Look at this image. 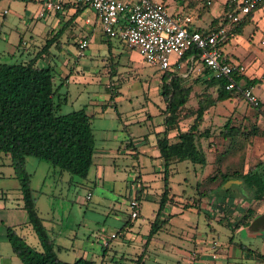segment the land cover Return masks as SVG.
I'll use <instances>...</instances> for the list:
<instances>
[{"label":"rangeland","instance_id":"1","mask_svg":"<svg viewBox=\"0 0 264 264\" xmlns=\"http://www.w3.org/2000/svg\"><path fill=\"white\" fill-rule=\"evenodd\" d=\"M22 1L18 5L11 3L9 10L5 7L6 12L3 11L5 5H1L0 22L4 21V18L7 21L2 27L0 24V61H25L34 55L32 51L37 50L38 46L41 47L50 40L49 50L47 54H44L47 58L42 56L37 58V64L39 66H51L55 75V83H62L60 92L66 94V101L61 106L60 113L85 107L87 112L93 114L91 122L95 135V149L103 148L106 150L102 156L95 154L86 178L71 176L72 181H64L67 176H59L58 172L52 170L50 163L42 161L47 168V171H44L46 172V187L53 189L57 185L62 188L59 202L62 209L65 206L63 210L69 211L70 219L82 215L85 209L87 224L91 226L92 230L91 242L94 254L90 256L93 259L97 260L99 256L105 254L103 248L106 244H108L106 253L108 257L106 258H110L114 254L118 258L121 253L128 255V253L133 252L134 250L129 244L130 240L134 242L135 250L139 251L142 243L147 239L148 221L153 217L152 210L157 207L156 194L159 195L160 191V187H157L161 180L158 177L160 172H147V170L152 163L155 170L163 168V162L160 165L155 161V158L151 157L156 147V145L153 146L155 143L153 135L157 131L156 128L162 125L164 127L162 123L165 115L160 113V111L163 112L162 108L165 105L160 95L162 71L147 64L142 60L137 50L119 39H109L108 49L107 44L100 40L105 39L106 35L101 32L100 23L93 20L91 9H86L81 18L71 19V12L62 13L58 11L54 12L53 24L48 16L39 19L31 18L27 22L29 24L26 25L14 14L15 11H20L21 6V12L24 11L23 6L27 2ZM156 1H162L169 13L174 14L176 10H183L191 15L195 21L202 22V24L219 15L223 3V0H212L207 6L202 0ZM199 6L202 7L201 16L197 15V7ZM62 10L66 11L67 9ZM87 17L90 18L89 23L91 24L89 25L85 24ZM56 19H58L57 22ZM251 27L252 25L246 24L243 28V34L246 35ZM34 28H40V31L32 37L31 32ZM85 34L90 35V41L88 46L83 49L82 54L79 55L73 40L76 42L80 36ZM258 36L259 31L253 34V41L249 43L248 50L244 49L246 59L243 61L241 58V60L244 62V66H247L246 72L252 75V78L256 76L261 78L258 83L252 86L261 106L260 108L252 107L246 100L237 97L231 101L218 102L211 108L213 110L208 112L203 122V127H208L211 134L207 139H200V143L205 146L209 160L212 159L213 168L218 165L216 160L218 153L227 147L228 140L219 137L218 131L229 117L231 123L238 125L240 129L247 132L251 131L252 125L255 124L258 127V132L256 135H249L247 140L241 138L242 145H237L225 156L226 158L220 163L221 169H240L239 167L242 165L243 170L246 171L250 166L264 159V48L260 44L259 38L257 39ZM20 37L24 38L30 46L28 52L22 55H8L3 49L4 43H11L18 47ZM54 37L55 39H53ZM67 40L70 42L68 43ZM229 47L230 44L225 43L223 48L229 50ZM238 50L243 52L241 48ZM63 60H69V63L74 65V68L71 67L72 73H69L71 71L69 65L62 66ZM198 66V63L192 64L194 70H191L185 81L186 84H193V92L180 113V127H186L192 121V116H187L185 112L196 107V94L203 89L202 84L192 81L198 75L207 76L203 72L205 67L196 70ZM66 74L70 77L67 82L63 83L64 78L62 77ZM210 91L212 95H216L215 91L212 89ZM125 125L135 136L137 143L143 139V135H146V138L149 137L148 141L139 145L135 151L124 148L125 137H127ZM208 139L211 140L210 143ZM134 152L138 153L137 157ZM186 163L176 165L173 168L174 171L180 169L181 172L186 173L193 186L196 181L202 178L201 181L203 182L205 177H202L201 174L204 170H201L199 165ZM140 173L142 178L152 185L144 188L140 195V215L133 219L135 226L131 230L123 229L120 231L123 223L129 218L128 201L134 194L135 176ZM65 175L70 176L68 172H65ZM178 176L177 178L174 177L175 180L171 179L170 181L173 191L180 192L182 189L188 188V193L194 194V188H190L189 185L188 187L184 184L179 186L178 183H175L176 180L180 179ZM36 184L37 178L35 177L33 185ZM232 185L233 183L229 186ZM235 192L237 193L235 195L236 200L229 202L226 207L233 221L238 220L248 206L246 198L242 196L239 190ZM87 193H90L88 198L85 197ZM78 196L79 198L80 196L83 197L84 203L78 202ZM253 206L260 211L264 210V202L253 203ZM40 210L45 218L50 217L48 209H44L41 205ZM205 213L204 210L198 211L196 208H190L172 215L166 228L159 230L157 235L159 240L155 238L156 241L154 239L149 241L145 253L146 264H186L175 253L174 247L187 245L186 240L182 238L185 236L183 235L184 232L202 235L209 231L210 225L215 228L214 236L218 244L217 257L214 260L204 258L203 262L199 264H258L255 263L254 257L250 256L249 252H246L242 258L236 256L226 258L227 248L225 244L227 245L230 236H233L234 241L264 253V228L262 227L264 222L256 226L259 231H254L255 234H252L250 232L252 229L248 228L232 231L231 228L215 218L211 217L209 220ZM250 228L254 227L251 226ZM27 232L26 237H24L26 242L38 249L39 243L34 232L30 227ZM112 234L115 236H111ZM160 248H164L165 252H162ZM127 262L130 260L128 259Z\"/></svg>","mask_w":264,"mask_h":264},{"label":"trees","instance_id":"2","mask_svg":"<svg viewBox=\"0 0 264 264\" xmlns=\"http://www.w3.org/2000/svg\"><path fill=\"white\" fill-rule=\"evenodd\" d=\"M62 8H74L71 19L90 9L86 4L70 0H63ZM227 10L228 7L225 5L224 13ZM224 13L221 19H215L210 27L217 26L219 22L226 26L228 18ZM94 17L97 21L95 14ZM242 21L236 24L231 22V27L226 28L224 38L217 42L219 47L234 28L242 24ZM109 39L111 38L106 36L104 41L109 44ZM50 43V40L47 41L39 51L25 61H0V152L10 157V164L19 184L23 207L27 213V222L35 233L40 248L37 249L28 244L24 237L11 226H7V237L13 252L20 258L22 264H101L91 258L78 257L73 261H65L57 256L55 243L36 207L35 196L30 185L31 175L26 168V158L31 156L50 163L60 172L65 171L71 176L86 178L93 164L95 149V135L91 122L93 114L87 113L85 107L60 113L61 106L66 101V94L60 92L62 83H55L51 66L37 65V58L46 52ZM191 51L184 53L179 59L180 62L187 61L188 66L185 70L181 71L177 65L160 69L162 71L160 95L165 104L163 109L165 117L164 130L157 134L156 145L163 160V186L158 206L153 211V217L148 221L149 231L142 253L150 238L165 228L168 223L169 215L165 211L170 206L204 210L209 220L211 217L215 218L232 231L251 226H255L254 228L259 231L256 228L260 223L258 221L264 222V210L258 212V209L253 206V203L264 202V159L250 166L246 171L243 170L242 165L240 169L233 170H222L220 166L221 161L234 147L242 145L241 138L247 140L249 135L257 134L258 127L255 124L252 125L251 131L247 132L231 123L230 117L227 118L218 131L219 137L228 140L226 149L219 152L216 157L218 165L203 182L200 180L193 186L194 194L185 191L176 194L172 191L170 186L172 174L169 170L173 160L187 161L200 167L207 163L206 152L200 143L202 137L208 138L211 134L208 127L201 128L205 113L218 102L231 101L237 97L244 99L237 88L225 89V84L228 82L227 76L214 75L205 67L203 72L207 76L198 75L192 81L203 85V89L196 94V107L185 112L187 116H192V121L185 130L179 129L180 113L193 92V84H186L185 81L190 75L192 64L199 58L195 55L192 60H187ZM232 78L236 86L245 87H251L260 81L258 78L243 77L237 72L232 74ZM210 89L215 91L216 95H212ZM248 104L255 108L261 106L260 101L258 104L250 102ZM176 126L177 133L173 137L168 136V130ZM124 128L127 135L125 147L133 148V134L126 125ZM208 142L210 143L211 140ZM231 183L233 185L230 187ZM138 184L135 196L139 200L143 184L142 182ZM236 190H239L246 198L248 206L239 219L233 221L226 207L229 202L236 200ZM133 219L135 218L129 214V218L123 223L120 231L129 226ZM262 227L264 228V225ZM229 242L237 245L242 251L249 252L256 259V263L264 264V253L234 241L233 236H230ZM132 264H143L142 255H138Z\"/></svg>","mask_w":264,"mask_h":264},{"label":"crops","instance_id":"3","mask_svg":"<svg viewBox=\"0 0 264 264\" xmlns=\"http://www.w3.org/2000/svg\"><path fill=\"white\" fill-rule=\"evenodd\" d=\"M24 1L27 2V3H24V6H23L24 11L21 12L22 11V6H21L20 11H15V13H14L15 16H17L23 24L28 25L29 23H27V22L31 18L32 19L33 18L39 19V18H44V17H48V16L51 18V22L53 24V22H54L53 21L54 20V18H53L54 11H49V12L45 13L44 16H41V17L38 15V13H39L42 5H43V2L45 0H24ZM202 1L205 2V5H207V6L209 5L206 3V0H202ZM21 2H23V1L22 0H0V8H1V5H5V6H3V11L6 12L5 7H7V9L9 10L11 3H15L16 5H18ZM226 2H227V0H223L221 13L219 15L213 17L208 22H204L203 24H202V22L198 23V21H195V19L191 15H188L183 10L182 11L176 10L175 14H178L181 17L189 16L191 19V21H190L191 27L197 28L199 30H207L211 26V24H213V21L215 19H221V17L223 16V13H224V8L226 5ZM199 7H197V15L201 16L202 15V10H201L202 7H200V8ZM62 9L55 11V13L58 11H61L62 13L63 12L64 13L65 12L73 13L74 12V8H68L66 11H64ZM92 14H93V20L95 21L93 11H92ZM82 16H83V14H80L76 18H81ZM241 20H243L242 24L240 26L234 28V31H232L230 33V35L223 40V43L220 46V49L229 58L230 61H232L233 63L240 64L243 67L242 70L239 72V75H242L243 77L252 78V75H250L246 72L247 66H244V64H243L244 63L243 61L246 59V56L244 55V49L248 50L249 43L253 41V34L255 32L259 31V36L257 37V39L259 38V42L264 37V1L259 3L257 5V7L255 9H253L250 13L244 15L241 18ZM6 21H7V19L4 18V21L0 22L1 27L3 26L4 23H6ZM57 21H58V19H56V22ZM85 22H86L85 23L86 25L91 24V23H89L90 18H88V17L85 18ZM97 22H98V20H97ZM230 24H231V21L228 20L225 27L226 28L231 27ZM246 24H250V25H252V27L250 28L249 32L246 35H244L243 34V28ZM90 29L88 30V32L90 31ZM39 31H40V28H34L33 31L31 32L32 37L34 35H37ZM101 32H102V30H101ZM85 35L80 36V38L84 37ZM86 37L90 41V38H89L90 35L89 36L86 35ZM100 40L105 42L104 39H100ZM77 41H78V39L76 40V42H75V40H73V43H74L76 48H77ZM18 42H19L18 47H16V45L11 44V43H4V46H3L4 51L8 55H13V56H15L17 54L22 55L25 52H28V49L30 46L24 40V38L20 37ZM67 42L69 43L70 40H67ZM225 43L230 44L229 50H227V49L225 50L223 48ZM260 44H261V42H260ZM109 45H110V43L107 44L108 49H109ZM42 46L41 47L38 46L37 47L38 49L35 51H32V52L35 54L37 51H39L42 48ZM262 47L264 48L263 45H262ZM238 48L243 49V52H240V50H238ZM48 50H49V48H47L46 52L43 53L41 56L44 58H47V56L44 54H47ZM247 50H245V51H247ZM247 53L249 54V52H247ZM241 58L243 59V61L241 60ZM186 62L187 61L184 60L181 62V64L179 66L177 64H175V65H177V67L181 71H183L188 66V64ZM194 63H196V62H194ZM67 65L70 66L71 71H69V73H72L71 67H73L74 65L70 64L69 60H63L62 66H67ZM183 67H184V69H183ZM192 70H194V69H192ZM104 72H106V71H104ZM69 77L70 76H68V74L63 75V77H62V78H64L63 83L67 82ZM253 78H258L261 80V78L257 77V76L253 77ZM211 108L205 113L204 118H206V115L208 114V112L213 110ZM162 109H164V108H162ZM87 113H89V112H87ZM160 113H163L165 115L164 112L160 111ZM178 127L181 130H185L188 126H186V127L181 126L180 127V119H179ZM178 127L176 126V127L169 129L168 130V136L173 137L177 133ZM201 128H207V127H203V123H202ZM156 129H157V131L155 132V135H153V140L155 141L153 146L156 145L157 134L162 133L164 130V127L162 125V126H158ZM142 138L143 139L137 143V140H136L135 136L133 135L134 147L133 148L132 147L131 148L124 147V148L134 149L133 151L137 150L139 145L145 144L149 139V137L146 138V135H143ZM202 138H205V137H202ZM206 145L208 146V144H206ZM202 148L206 152L207 163L203 167H201V170L202 169L204 170V172L201 175H202V177H206L209 173L212 172L213 165L211 164L212 159L209 160V157L207 155V150H205V146L202 145ZM105 152H106V150H104L103 148L102 149H94L93 157L95 156V154H99L100 156H102V154H104ZM134 155L137 157L138 153L134 152ZM151 157L155 158V161L157 163H159L160 165L163 162L162 158L159 155V149L157 148V145L154 148ZM160 159L162 161H159ZM152 162H153V160H152ZM186 162L187 161H176V160L175 161L173 160L171 162L169 171H170V174H172V176H171L172 178H170V181H171V179L175 180V178H177V176L179 175L178 177L180 179L178 178L179 180H176L175 183H178L179 186L184 184V185H187V187L189 185L190 188H193V184L190 183V180L188 179V176L186 175V173L181 172L180 169H177L175 171L173 169L176 167V165L178 166V164H182V163H186ZM152 164H151L150 168L147 170V172H160L159 176L157 174V176L161 179L159 181V184L157 185V187L158 186L160 187L159 195L156 194V203L158 206V201L160 199V192H161L162 186H163V181H162V170H163V168L160 170L159 169L155 170L152 167ZM136 166H138V164H136ZM26 168H27V171L31 175L30 185H31V188L33 190V194L35 196L36 207L39 211V214L43 218V223H44L50 237L53 239V241L55 243L57 256L60 259L65 260V261H73L78 257H85V258L93 259V257L90 256V255L94 254L92 242H91V233H92L91 231L92 230H91V226L87 224L85 209L83 210L82 215L80 214L77 218L70 219L69 218V216H70L69 211L67 212V210L66 211L63 210L65 206L62 209L60 202H59V200L61 199L62 188L58 187L57 185H55L53 189H51V187H49V188L46 187V180H45V176H46L45 173L46 172H44V171H47V168H46V165H44V163H42V160H39L35 157L28 156L26 158ZM52 170L58 172L59 176H61V177L67 176L66 177L67 179H64V181H72L71 175L70 176L65 175V171L60 172V171L54 169L53 167H52ZM185 170H187V169H185ZM40 173H41V175H42V173H44L42 175V177H41V175L38 176V174H40ZM35 177L37 178V184L34 186L33 181H34ZM135 177H136L135 178V184H134V188H133L134 194H135V190L138 188V185H139L138 183L142 182V184H143L142 191L148 185H152V184H148L147 183L148 181H146L145 179L142 178L141 173L137 174V176H135ZM197 182L198 181H196V183ZM63 187H64V185H63ZM142 191H141V193H142ZM172 191H173V188H172ZM184 191L187 193L189 192L188 188L185 190L182 189L180 192H174V191L173 192L176 194H180ZM141 193H140V195H141ZM85 197L87 198V195H85ZM82 199H83V197L80 196V198H79V196H78V202L84 203V201ZM139 201H140V207H141L140 197H139ZM41 205H42V207H44V209H48L47 211H48V214L50 215V217L45 218L42 215V212L40 210ZM79 210H80V207H79ZM155 210L156 209H153L152 211H155ZM183 210L184 209H182L181 207H178V206L168 207V209L165 211V213L167 215H169V221L165 225V228L170 223L171 216L178 214V213H181V212H183ZM258 212H261V211L259 210ZM139 215H140V208H139ZM258 222L261 223V221H258ZM7 226L13 227L16 230V232L20 236H23V237H26L25 235H27V233H28L27 229L29 227L31 228V226L27 222V213H26L25 208L23 207L22 196H21V193L19 190V184H18V181L14 175L13 168L10 164V157L8 154L0 152V264H22L20 258L13 252L11 244L8 240ZM134 226H135V224L132 221V223L129 226H126L125 229L131 230V228H133ZM214 229L215 228L212 225H210L209 231L205 232L202 235L201 234L198 235V234H195L192 232H184L183 235H185V236H182V238H184L186 240V242H187L186 246L187 247L186 246H184V247L177 246L176 248L174 247L175 253L177 255H179L181 257V259H183L185 261L186 264H199V263L203 262L204 258H210L213 260L216 259L217 251H218V244H217L216 238L214 236V231H215ZM241 229H242V227H240L236 230L239 231ZM248 229H250V230L252 229L250 231L252 234H255L256 232H258L255 228L248 227ZM31 230H32V228H31ZM254 231H256V232H254ZM158 234H159V231L156 234H154L150 238V240L154 239V241H156L155 238H157V240H159L157 237ZM209 235H210V238H209ZM146 240H145V242H146ZM145 242L142 243V247L140 248L139 251H137V250H135L136 246L133 245L134 242L130 240L129 244H130L132 250H134V251L128 253V255L121 253V255L118 258H117V255H115V254L113 256H111L110 258H106V257H108V255L106 254L107 249H108V244H106L105 247L103 248L105 254L99 256V258L97 260L96 259H93V260L96 262H101V264H132L133 260L138 255L141 254L143 264H146V262H145L146 254L145 253L147 251L149 242L147 243V245L144 249V253H142ZM225 246L227 248L226 258L229 256L230 257L236 256V257L242 258L244 256V254L246 253L245 251H242L237 245H235L233 243L229 242L227 245L225 244ZM38 248H40V245L38 246ZM163 249L160 248V250L162 252H165ZM252 257H254V256H252ZM128 259L130 260V262H127ZM255 260L256 259L254 258V261Z\"/></svg>","mask_w":264,"mask_h":264},{"label":"built area","instance_id":"4","mask_svg":"<svg viewBox=\"0 0 264 264\" xmlns=\"http://www.w3.org/2000/svg\"><path fill=\"white\" fill-rule=\"evenodd\" d=\"M63 0H45L38 13L44 16L49 11L62 9ZM86 4L98 19L102 33L110 38H116L134 48L142 60L159 69L181 64V56L191 51L187 60L195 55L198 59L196 70L207 67L214 75H225L228 82L225 89L237 88L245 100L258 104L259 99L252 86H236L232 78L234 72L242 70V66L233 63L221 51L217 42L224 38L226 27L220 22L215 27L201 31L191 27L190 17H181L168 12L162 1L156 0H70ZM212 0H206L210 4ZM264 0H227L228 10L225 15L233 24L251 12ZM264 46V37L260 40ZM89 44L86 36L77 41V52L82 54ZM90 193H87V198ZM140 201L133 194L128 201L129 214L132 218L139 215ZM111 236H115L112 234Z\"/></svg>","mask_w":264,"mask_h":264}]
</instances>
